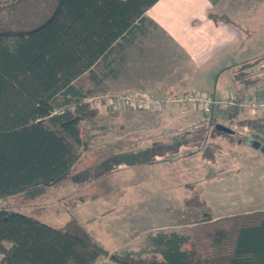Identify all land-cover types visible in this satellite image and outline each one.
<instances>
[{"label":"trees","instance_id":"obj_1","mask_svg":"<svg viewBox=\"0 0 264 264\" xmlns=\"http://www.w3.org/2000/svg\"><path fill=\"white\" fill-rule=\"evenodd\" d=\"M158 1L0 0V198L69 175L79 161L77 148L83 146L80 122L89 113L85 93L74 81L99 61L110 56L114 61L155 28L145 12ZM210 17L230 21L225 15ZM251 69L253 63H246L230 71L236 101L227 122L247 132L244 143L250 137L264 143V116L240 117L244 88L257 80ZM204 124L198 131L205 135L195 136L193 146L214 163L219 146L202 140L218 136L231 143L235 132ZM190 145L184 136L132 145L108 157L104 169L170 162ZM191 202L205 206L197 195L186 201ZM201 224L192 240L175 232L148 235L147 259L131 253L110 259L118 264H264V211L216 221L205 213ZM106 254L74 218L53 227L0 209V264H94Z\"/></svg>","mask_w":264,"mask_h":264},{"label":"rangeland","instance_id":"obj_2","mask_svg":"<svg viewBox=\"0 0 264 264\" xmlns=\"http://www.w3.org/2000/svg\"><path fill=\"white\" fill-rule=\"evenodd\" d=\"M215 11L228 12L235 21L259 28L252 44H248V61H253L258 56L256 47L264 44V0L225 1L217 3ZM113 57L99 61L73 83L85 93L89 113L80 122L83 146L77 148L79 161L69 175L57 183L0 198V209L31 216L53 227H61L71 218L81 222L107 251L94 264H118L110 256L126 253L147 259L148 254L143 252L149 248L147 236L158 231L175 232L192 240L202 226L207 208L186 201L195 195L206 198L210 185L204 186L201 181H207L222 167L234 171L242 163L252 164L238 161L242 155H261L245 145L244 129L228 125L230 107H217L211 114H204L189 105L159 110L111 105L113 97L129 93L160 97L193 88L213 92L221 99L230 96L225 93L230 89L229 83L215 82L214 73L206 75V66L197 69L191 65L158 28L150 27L145 36H138L114 61ZM253 66L252 73L256 69L255 73L264 75V66ZM216 69L210 65L209 71ZM218 84L221 86L217 89ZM255 113L245 108L240 117ZM201 123L209 129L218 124L235 132L231 143L218 136L202 140L203 145L219 146L214 163L203 159L200 150L193 146L195 136L205 135L198 131ZM181 136L191 145L181 147V156L175 160L158 163L150 170L123 165L104 169L108 157L129 146L145 147L155 140L167 142Z\"/></svg>","mask_w":264,"mask_h":264},{"label":"crops","instance_id":"obj_3","mask_svg":"<svg viewBox=\"0 0 264 264\" xmlns=\"http://www.w3.org/2000/svg\"><path fill=\"white\" fill-rule=\"evenodd\" d=\"M225 1L240 0H159L145 12V16L155 23L174 48L186 56L191 65L197 69L206 66V75L214 73L215 82L229 83L230 89L225 93L235 95L230 71L252 62L256 66H264V44L256 47L258 56L248 61L251 58L248 56V44H252L259 28L235 21L228 12L215 11L217 3ZM210 15H225L230 21L214 20ZM210 65L217 69L209 71ZM255 70L251 77L257 80L244 88L245 98L264 95V75H258ZM219 86L216 85L217 89ZM207 93L221 99L218 94ZM239 158L238 161L252 164L242 163L234 171H225L222 167L213 177L201 181L204 186L210 185L209 193L201 200L205 202L211 221L264 211V155H242ZM154 165L147 166L148 170ZM217 194L219 197L213 198Z\"/></svg>","mask_w":264,"mask_h":264},{"label":"built area","instance_id":"obj_4","mask_svg":"<svg viewBox=\"0 0 264 264\" xmlns=\"http://www.w3.org/2000/svg\"><path fill=\"white\" fill-rule=\"evenodd\" d=\"M236 101L235 95L225 99H215L207 92L200 89H191L175 95H164L160 97L143 93H129L113 97L111 105L114 108L125 106L133 109L155 110L166 106L189 105L204 114H211L214 108H226L232 106ZM242 109H250L254 112H264V95L245 98L238 104Z\"/></svg>","mask_w":264,"mask_h":264},{"label":"water","instance_id":"obj_5","mask_svg":"<svg viewBox=\"0 0 264 264\" xmlns=\"http://www.w3.org/2000/svg\"><path fill=\"white\" fill-rule=\"evenodd\" d=\"M215 128L217 130H220V131H223L225 133H231L232 131L225 127V126H222V125H215ZM245 145L246 146H249L255 150H258L259 152H261L262 154H264V143L254 139V138H247L246 141H245Z\"/></svg>","mask_w":264,"mask_h":264}]
</instances>
